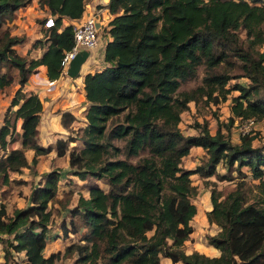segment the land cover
<instances>
[{
	"label": "trees",
	"instance_id": "1",
	"mask_svg": "<svg viewBox=\"0 0 264 264\" xmlns=\"http://www.w3.org/2000/svg\"><path fill=\"white\" fill-rule=\"evenodd\" d=\"M30 2L0 0V91L14 80L3 67L16 70L19 84L10 102L18 105L13 120L5 115L0 124L4 264H9L11 250L24 252L22 264H54L58 258V251L48 255L43 251L52 212L58 213L53 202L60 170L43 174L32 186L27 206L9 214L3 199L14 188L13 181L18 186L25 183L10 179V172L32 166L53 147L37 139L40 98L25 94L21 87L38 65L46 67L49 79L58 77L63 52L73 43L72 24L61 28L62 18L80 17L86 0H37L54 18L43 40L33 43L45 44L38 58L20 55L14 46L23 37L4 28L16 10ZM107 9L112 18L103 51L105 65L84 75L86 124L78 138L81 145L68 151L76 176L102 179L107 189L89 182L88 195L79 194L68 209V220L60 223L62 236L83 228L84 242L71 241L65 250L76 251V264H162L161 257L173 264H264V145L253 146V136L247 133L239 143H231L219 129L211 133L204 123L193 135H184L178 126L189 102L218 104L231 89L238 94L230 98L229 122L264 120V50H260L264 0H109ZM238 30L245 38L236 34ZM200 64L204 65L201 83L178 91L181 83L196 76ZM240 76L248 78L246 86H227L231 78ZM15 118H21V144L14 148L10 143L17 135L10 128ZM72 119L69 112L61 113L63 125ZM75 139L71 135L57 139V155H63ZM115 139H122V145H115ZM191 146H200L206 155L204 163L193 169L181 165ZM27 148L33 150L31 165L24 154ZM143 152L146 155L140 156ZM134 156L137 159L131 161ZM221 162L225 174L216 171ZM243 166L248 167L250 179ZM232 171H236L235 187L223 197L210 187L211 209L206 216L219 229L205 238L219 254L186 252L184 242L193 231L190 220L196 213L192 198L197 188L191 176L225 179L234 177Z\"/></svg>",
	"mask_w": 264,
	"mask_h": 264
},
{
	"label": "crops",
	"instance_id": "2",
	"mask_svg": "<svg viewBox=\"0 0 264 264\" xmlns=\"http://www.w3.org/2000/svg\"><path fill=\"white\" fill-rule=\"evenodd\" d=\"M31 1L35 2V0H31ZM108 2L109 0H86L84 11L82 12V15L80 17L62 18L61 28L68 24L73 25L79 23L81 20H83V18L86 15L93 12L95 8H100L101 21H100L99 42L96 47L87 50L88 55L86 59L82 62L79 71L74 76H69L66 73V71H60V74L58 75L57 78L49 79L46 75V67L44 65H38L35 69H33V71L28 76L27 80L21 87V91L24 92L25 94H29L32 92L37 94L38 97L40 98L42 103V110L40 112V118L37 124V128H38L37 139L41 145L43 146L51 145L53 147L47 153L39 155L37 157L36 165H34L32 171L30 172L28 170L29 172L28 171L26 172L25 174L26 178H24L25 180L23 179L25 183L19 186L20 187L19 189H21L22 192L19 194V192H16L14 189H11L10 194H8V196L5 199H3L6 205V211L9 214H11L14 208H21L30 204L29 195L32 186L38 184V181L42 179L44 173L54 169L52 164L54 162V157H57L56 150L54 149V143L56 142V140L65 139L69 135L75 136L76 139L69 143L68 150L74 146H77L80 142L78 138L81 134V130L86 124V118L84 117L83 111L88 105V101L85 98L83 79L86 73L100 70L105 65L103 60V51L106 42L110 39V35L108 33V27H109L108 22L112 18V15L109 13L107 9ZM28 5L17 9L15 11L16 14L15 18L12 21L7 22L6 25L17 23L18 26L17 27L14 26L16 28L15 32L22 31L23 29L27 33V35H34L32 36L33 38H31L30 40L31 42H29L28 45L31 48L32 52L33 51L35 52V49L37 48L38 49L41 48L40 54L38 56H33V58H38L45 50V44H43L42 46L33 45L34 42L39 40V38H36L37 37L36 34L37 33L39 34L38 27L40 26L35 24L28 14H24L27 13L28 9L30 8V5L29 6ZM22 15H26L27 17L21 18ZM45 29L46 28H44V30ZM36 30H38V32ZM20 55H22V53ZM18 88H19V84L17 83L14 91L10 93L7 98L3 99V106L8 105L10 109H12L11 112H13L18 106V105H10L11 99ZM3 106H1L0 108V117H1L0 121H2V123L4 121V116H5V115L3 116V112L6 108L5 107L3 109L2 108ZM62 112H69L73 117V119L69 123H67V125H63L61 122ZM254 122L255 120L252 121V123ZM20 124H21V118H15L14 131L19 134V137L18 138L16 137L10 143V146L14 148L20 147L21 144ZM243 124L244 122H242V126ZM210 132L212 133L211 130ZM7 139H9V136ZM192 147L201 148L200 146H191L190 148ZM0 152L2 153L3 150L0 149ZM24 154L26 156L28 163L30 164L31 158L33 156V150L29 148L24 149ZM63 157L65 159L64 162H62L63 164L61 166L57 165L55 167L60 170V178L57 185L56 201L53 202V206L54 208L58 209V213L52 212V222L49 225L48 231L46 233V245L49 239V231H52L53 228L58 230L56 232L57 238L61 237L63 239H69L68 243L73 241L71 240L70 237L72 233H69L66 237H64L62 236V231L60 229L61 220H66V218H69L68 209H70L71 206H73L77 201V199H72L70 203L66 204V206L63 205L64 206L63 207L61 205V203L65 202V200H62L64 198V194L66 192L68 193L70 190L69 189L70 185L64 182V180L69 176V172H72V169L70 168L68 162V151H66ZM27 168L28 167H26V169ZM198 181L199 180H196L194 182V185H196L197 188V193L192 198V202L196 206V213L193 216V218L190 220V224L193 228L195 227L197 221L202 222L204 219V221H206L207 224L214 225L216 227L215 231L213 232L215 233L219 229L218 226L215 223H210L206 216V213L211 209L210 190L206 189L204 185L198 184ZM221 197H223V195ZM192 235H193V231L191 232L189 239L185 240L184 242V248L186 252L197 250L209 256H216L219 254V251L215 247L207 244L206 238L205 241H199L198 243L192 240ZM196 245H200V247ZM45 249L46 247L44 248L43 251L44 255H48L51 252H56V251L47 252ZM160 261L162 264H173L172 261L166 257H161ZM175 264H180V263L177 262Z\"/></svg>",
	"mask_w": 264,
	"mask_h": 264
},
{
	"label": "rangeland",
	"instance_id": "3",
	"mask_svg": "<svg viewBox=\"0 0 264 264\" xmlns=\"http://www.w3.org/2000/svg\"><path fill=\"white\" fill-rule=\"evenodd\" d=\"M29 5H30V8L28 9V12L24 13V14H28L30 16V18L32 19V21L35 24L40 26V27H38L39 28V34L37 33L38 30H36L37 31L36 32L37 33L36 38L42 39L44 37L45 31H44V27L40 25L41 23H39L38 20L45 18L46 12H44V10H42V8L37 4L36 0H35V2L31 1V3ZM15 16H16V14H15ZM26 17H27L26 15L21 16V18H26ZM98 23H99V21H97V24ZM14 26L17 27L18 26L17 23H13L11 25H4V28L8 29L11 34H16V35L23 37L24 40L15 46V50L19 54L22 53L23 56H28V57H32V58H33V56H38L41 52V48L40 49L37 48V49H35V52L34 51L32 52L31 48L28 45L29 42H31L30 41L31 38H33L32 36H34V35H27V33L23 29H22V31L15 32L16 28ZM2 29H0V32L2 31ZM236 34L240 38H245V33L243 30H238ZM260 50H264V44L260 47ZM2 70H4L5 72H9V74L13 75L14 80L9 85H7L1 89V91H0V108H1V106H3V99L7 98L9 96V94L14 91L15 86L17 84V74H16L15 69H9L8 70L5 67H3ZM233 70L236 72H239L240 68L234 67ZM203 73H204V65L200 64L197 66L196 76L190 80H187V81L181 83L180 86L178 87V91L189 90V89L199 85L201 83V77H202ZM235 83L246 86L249 83V80L245 76L231 78L228 81L227 86L230 87ZM236 94H238V90L231 89L227 95V98L223 101H220L218 104H213L211 102L206 104L200 100L198 101L197 104H194L193 101L189 102L188 108L185 111H183L180 115V122H179L178 126H179L181 132L184 135L197 134V132L199 131V125L204 123V124L208 125V128H209V130L212 131V133H214L217 129H219L220 132H223L227 136V139H229V141L231 143H234V144L239 143L240 142V136L244 133H247L249 136H253V139L251 140V143L253 146H257V147L263 146L264 145V120L255 121L254 123L249 124L246 128H244L242 126V123L240 121L234 120L233 122H229L230 98H231V96L236 95ZM2 108L3 109L5 108V110L3 112V116L6 115L7 118H10L11 120H13L12 112H11L12 109H10V107L8 105L3 106ZM242 122H244V121H242ZM1 123H2V121H0V124ZM10 130H13V136H15L14 134L17 135V136H15V138L19 137V134L14 131L13 126L10 128ZM8 136L10 138L11 135L10 134L7 135V138H8ZM113 142L115 145L121 146L123 143V140L122 139H115ZM80 145L81 144L79 142V144L76 147H79ZM66 151H69V150L67 149ZM263 152H264V149H263ZM1 154L2 153L0 152V155ZM63 155H57V157H54V162L52 164L53 168H55L57 165L61 166L63 164L62 162H64V160H65ZM118 155L122 156L121 154H118ZM142 155H146V152H143L140 154V156H142ZM205 158H206L205 151L202 148L192 147V148H190L189 153L187 155H185L184 157H182L181 165L183 167H190L193 169V168H196L198 166H201L204 163ZM130 159H131V161H135L137 159V157L134 156V157H131ZM31 164L32 163L30 162V165ZM34 165H36V163L33 164L32 166H29L27 169H26V167H23L21 169V171H19V172L18 171L17 172H10L9 178L13 179V180H17V179L23 180L24 178H26L25 177L26 172L28 170L31 172L32 169L34 168ZM241 170L247 173L246 179H250V172H249L248 167L243 166V167H241ZM216 171L219 174H225L226 168L224 167L222 162L217 164ZM235 175H236V171H232L231 176H234L233 178L229 177V178H225V179H218L215 175H211L209 177L202 178L197 173H195L192 175V179H193L192 184H194V182L196 180H199L198 184L204 185L203 184L204 180H208V181H210V183L208 184V186H204V187L206 189L210 190V187L215 186V188L220 192V196H222V195L224 196L227 192H229L230 190H232L235 187V181L237 180ZM253 181H255V180H253ZM64 182H66L67 184L70 185L69 192L68 193L66 192L64 194V198L62 199V200H65V204H64L65 206H66V204L70 203V201L72 199H77L79 194L87 196L88 195L87 184L89 182H91V183L96 182L101 188L107 189V185L102 179L98 180V179H93V178H89V177L87 179H80L73 172H69V176L64 180ZM13 185H14L13 189L16 192H19V194H20L22 191H21V189H19L20 187L16 184V181H13ZM67 219L68 218H66V220ZM215 229H216V227L214 225L207 224V222L204 221V219L202 222L197 221L195 227H193L192 240L196 241L198 243H199V241H205L206 234H213ZM57 231L58 230H56L55 228H53L52 231H49V239L47 241V245H46L45 250L47 252L58 251V253H59L58 258L54 261V264H76L75 263V260L77 258L76 251L71 252V251L65 250V245L69 242V239H63L61 237H58L59 238L58 239L56 237ZM83 232H84V229L80 228L77 231V233L70 235L71 240L75 241L76 243H78V242L83 243L84 240L80 239L81 238L80 236L83 234ZM196 246L200 247V245H196ZM3 254H4L3 244L0 242V264H4V262H5V258H4ZM23 261H25L24 252H16L14 250H11V253L8 255L9 264H16V263L22 264Z\"/></svg>",
	"mask_w": 264,
	"mask_h": 264
},
{
	"label": "built area",
	"instance_id": "4",
	"mask_svg": "<svg viewBox=\"0 0 264 264\" xmlns=\"http://www.w3.org/2000/svg\"><path fill=\"white\" fill-rule=\"evenodd\" d=\"M43 22L40 24L44 28H49L54 24V18L50 13L45 14ZM97 21L99 23L97 24ZM100 8H95L93 12L86 15L79 23L73 24V43L70 49L63 52L60 60L61 71H66L70 60L81 50H89L96 47L100 37ZM254 121L244 120L243 127L246 128Z\"/></svg>",
	"mask_w": 264,
	"mask_h": 264
},
{
	"label": "water",
	"instance_id": "5",
	"mask_svg": "<svg viewBox=\"0 0 264 264\" xmlns=\"http://www.w3.org/2000/svg\"><path fill=\"white\" fill-rule=\"evenodd\" d=\"M88 55L87 50H81L78 52L69 62V66L66 69V73L69 76H74L80 69L82 62L86 59Z\"/></svg>",
	"mask_w": 264,
	"mask_h": 264
}]
</instances>
